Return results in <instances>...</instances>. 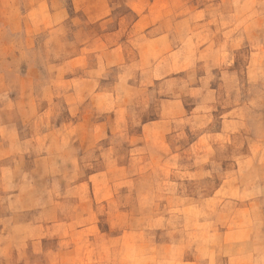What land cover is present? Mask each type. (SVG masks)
Listing matches in <instances>:
<instances>
[{
    "label": "clouds",
    "instance_id": "obj_1",
    "mask_svg": "<svg viewBox=\"0 0 264 264\" xmlns=\"http://www.w3.org/2000/svg\"><path fill=\"white\" fill-rule=\"evenodd\" d=\"M0 264H264V0H0Z\"/></svg>",
    "mask_w": 264,
    "mask_h": 264
}]
</instances>
